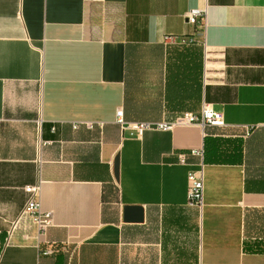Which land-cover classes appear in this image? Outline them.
Returning <instances> with one entry per match:
<instances>
[{
    "label": "crops",
    "instance_id": "obj_1",
    "mask_svg": "<svg viewBox=\"0 0 264 264\" xmlns=\"http://www.w3.org/2000/svg\"><path fill=\"white\" fill-rule=\"evenodd\" d=\"M190 9L203 23L185 21ZM201 100L223 126L135 137L115 123L118 107L125 121H173ZM198 148L200 210L186 201L198 159L177 163ZM36 183L42 232L23 211ZM262 257L264 0H0V264Z\"/></svg>",
    "mask_w": 264,
    "mask_h": 264
},
{
    "label": "built area",
    "instance_id": "obj_2",
    "mask_svg": "<svg viewBox=\"0 0 264 264\" xmlns=\"http://www.w3.org/2000/svg\"><path fill=\"white\" fill-rule=\"evenodd\" d=\"M185 21L189 24H195L198 21L203 23L204 10L190 9L185 15ZM175 37L170 35L163 36L165 42L174 41ZM115 123L118 125L120 132L126 131L129 136L139 137L144 130H169L174 124H196L201 127L214 126L221 127L224 125L223 115L220 111L213 110L208 102L201 100L199 110L197 112H182L173 121H125L122 118V110L116 108ZM86 127L90 128V122H82ZM78 122L71 123L72 128H76ZM100 125V124H99ZM185 154L197 157L198 161L190 166L186 171V201L189 206H193L198 210L203 205V163L202 150L189 149L187 151L177 152V163L185 164ZM38 183L24 186V191L28 194L23 211L26 212L36 224L37 230L42 232L46 226L50 224L51 212L42 210L40 207L38 194ZM53 249L44 251V254L52 252ZM71 251H69L70 253ZM69 264V263H67Z\"/></svg>",
    "mask_w": 264,
    "mask_h": 264
},
{
    "label": "rangeland",
    "instance_id": "obj_3",
    "mask_svg": "<svg viewBox=\"0 0 264 264\" xmlns=\"http://www.w3.org/2000/svg\"><path fill=\"white\" fill-rule=\"evenodd\" d=\"M258 264H264V257H262V259L260 260Z\"/></svg>",
    "mask_w": 264,
    "mask_h": 264
}]
</instances>
